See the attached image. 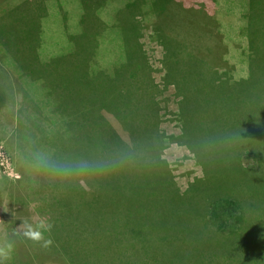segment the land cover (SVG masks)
<instances>
[{
    "label": "rangeland",
    "instance_id": "rangeland-1",
    "mask_svg": "<svg viewBox=\"0 0 264 264\" xmlns=\"http://www.w3.org/2000/svg\"><path fill=\"white\" fill-rule=\"evenodd\" d=\"M127 1L137 7L136 12L139 17L136 18H140L144 24L141 35L138 37V45L149 67V77L155 86L154 100L158 105V130L160 129L164 136H175L180 132L179 123L176 121L179 97L175 95V85L165 82L163 45L160 39L152 33L155 26L163 24L176 39L184 40L185 44L188 41H194L190 45L199 52L208 48L212 49L211 52L215 53V60L224 50L223 60L226 62L223 65L219 61L222 65L220 70L229 71L230 69L229 72L235 78L244 77L242 94L247 105L241 110L242 117L245 118L244 128L241 131L242 136L250 144L257 146L258 151L264 152V0H255L250 5L243 3L244 0H112L111 7H107L110 0H93L100 11H108V14H105L106 17L99 16V25L93 32L96 39L103 25L102 22L108 20L111 9L114 14H111L112 17L109 19L112 22L109 27L113 28L109 29L116 34L115 37L125 39L122 29L115 26L120 25L121 19L129 15L125 8ZM4 3V0H0V14L5 8ZM140 4L143 5L139 7ZM61 6L68 11L67 19L69 20L72 4H61ZM152 7L159 9L160 12L146 15L144 10H151ZM199 11L202 15L196 13ZM129 12H131L130 9ZM197 15L200 17L197 18ZM90 16L86 14L84 19L86 24L98 19H91ZM143 16H145L144 19ZM188 17L198 22L197 33L194 28H190ZM130 24L131 22L122 23V25ZM182 24L187 28L185 29ZM1 40L6 44L10 43L4 37ZM96 45L92 41L83 39L73 42V46L77 49L93 46L95 48ZM67 46L69 47V42ZM175 47L177 46L174 44L173 52L177 51ZM7 48L12 53L14 48L10 45ZM71 48L67 51L64 48L65 52L58 51L60 53L50 58L46 67L39 68L36 73L37 82L28 84L29 87L26 90L30 91L29 98L33 100V103H27L25 109L31 111L38 108L39 115L43 112L51 124L50 151L45 154L48 160L45 166L53 172L51 174L53 185H50L49 181L35 168L37 179L40 180L38 184L43 191L47 190L49 202H47V196L43 201V194H41L42 200L29 201L26 207L21 205V201L11 202L9 194L12 193L19 197L27 194L26 181L22 180L17 183V188L10 186L13 180L19 177L15 172V160L19 159V155L16 150L6 146L3 140L6 128L11 127L7 125L9 120L4 117L0 125V245L5 242L16 244V249L14 246V252L7 264H27L28 257H31L35 264H70L68 259L59 257L55 253L56 242L54 243L52 238L55 236L62 238L66 252L71 251L75 260L80 264H185L183 259L187 262L186 264H264V183L257 181L251 185L250 189L247 185H237L235 180H228L227 165H222L223 163L215 154H212L213 163L220 172L218 176L210 180L213 192L210 193V188L207 187L206 191L210 194L206 197L212 201L222 188L224 193H231L233 197L239 196L240 202L237 203V207L244 215L251 217V221L247 226L242 227L233 241L231 239L221 240L218 244L212 240L211 242H199L198 239L200 233L203 235L207 228L204 226L203 213L195 208H203L201 199L205 196H200V199L196 197L193 200L182 198L165 200L163 196H158V200L155 201V197L151 196L149 188L144 183V186L131 189L127 197L118 200L119 205H115L117 211H114L115 201L113 199L116 197L114 191H108L106 187L94 186L93 184L101 182L98 179L87 182V188L84 185L87 183L80 181L88 175L95 174L97 170L102 173L101 169L105 172L107 169L95 165L88 168V172L82 171L75 175L69 172L73 171L72 169L76 166L71 167L69 163L62 162L63 158L60 154H68L71 132L67 133L65 148V145L61 146L62 139L58 129L65 133L82 127L69 126L71 107L64 108L63 101L66 100V104L69 105L72 104L73 98L83 103L87 99L86 95L84 98L75 96L73 88L71 89L74 82L86 83L88 81L87 86L97 84L94 78L97 69L90 65L91 55L83 59L81 55L70 52ZM130 59V56L125 58V60ZM177 61L176 69L181 77L189 75L188 69L196 71L193 60L185 61L181 57ZM190 75H193L192 71ZM10 80L7 81L9 85ZM190 81L193 82V80ZM37 92H41L43 96V100L39 103H35V97H39ZM237 93H239L237 89L227 91L230 101ZM202 96L205 97L206 94ZM134 100V106L142 104L141 93L134 97ZM191 102L197 104L196 100H191ZM201 102L202 100H199L198 104ZM101 106L107 107L105 99ZM219 110L220 108L212 102L203 103L188 131L189 137L192 135L204 141L205 149L209 151L214 149L216 140L231 148L230 136L235 135L233 129L230 130V128L229 132L220 129V132L223 131L221 134L216 130L212 120L218 116ZM28 116L30 117V113ZM197 122L200 124L197 125ZM83 129L86 133V126ZM135 135H137L135 137L137 144L142 145L146 139V132L138 130ZM135 138H130L131 142L134 143ZM127 141L129 143V140ZM35 144L39 148L36 149V153L40 155V141L38 143L37 138ZM163 146L161 159L167 165L174 187L182 193L188 188L190 182L202 176L201 167L196 164L193 155L184 145L171 142ZM140 150L145 151L144 148ZM47 151L48 149L45 153ZM249 162L251 163L248 160L244 164L248 165ZM117 163L118 168L115 175L120 174V160ZM130 163L133 167L144 171L143 175L146 178V172L149 169L146 161ZM16 165L19 170L24 171L27 168L26 164L16 163ZM78 166L84 167V164L81 163ZM60 171L64 174L60 175ZM107 174L111 180L121 179V177L112 178L110 173H106L105 177ZM111 184L116 186L115 182ZM237 187L247 191L238 193L232 190ZM73 189H81V191ZM138 191H141V195L137 194ZM146 191L150 197L146 195ZM245 201L248 203H244ZM121 205H128L130 210L121 211ZM247 207L251 210H247ZM256 216L262 218L255 221ZM41 221L52 225L51 230L46 231L49 234H43L52 241L46 249H49L48 251L43 249L41 243L33 242L23 236L28 224L37 228ZM77 230L80 233L76 238L73 231ZM50 247L51 253H49Z\"/></svg>",
    "mask_w": 264,
    "mask_h": 264
},
{
    "label": "trees",
    "instance_id": "trees-1",
    "mask_svg": "<svg viewBox=\"0 0 264 264\" xmlns=\"http://www.w3.org/2000/svg\"><path fill=\"white\" fill-rule=\"evenodd\" d=\"M4 1L5 8L1 10L0 14V125H2L1 122L4 117L9 120L7 125L11 127L7 126L8 128H6L4 143L18 152L19 159L16 158V163L26 164L27 166L23 171L17 169L15 163V172L19 177L14 179L10 186L17 188V183L25 180L27 194L24 197H19L11 193L9 194L11 202L21 201V205L26 207L29 201L42 200L41 194L44 196L43 201L47 196V202H49L47 190L43 191L38 184L40 180L37 179L35 168L49 181L50 185H53L51 180L53 172L45 166L48 163L45 154L50 151L51 124L47 121L43 112L42 115H39L38 108L31 111L25 109L27 103H33V100L29 98L30 91L26 90L29 87L28 84L31 85L37 82L36 73L39 68L46 67L50 58H54L58 53L65 52L71 47L70 52L81 55L83 59L85 56L91 55L90 65L97 69L94 76L97 84H88L87 86L88 81L86 83L83 81L74 82L71 89L73 88L75 96L84 98L86 95L87 99L83 103L73 98L72 104L69 105L66 104V100L63 101L64 108L71 107L69 126H81L82 128L66 131L65 133L58 129L62 139L61 146L65 145V148L67 133L71 132L68 154H60V156L63 158L62 162L69 163L71 167L76 166L72 169L73 171H69L73 172L74 175L82 171L88 172V168L95 165L107 169L106 172L101 169L102 173L97 170L95 174L88 175L80 181L83 180L82 182L89 183L91 180L98 179L101 182L93 184L94 186L106 187L108 191H114L116 195L113 199L115 201L114 211H117L115 205H119L118 200L127 197L126 195L131 189L144 186V183L149 188L151 196L155 197V201L158 200V196H163L165 200H171V198L193 200L196 197L200 199V196H208L213 192L210 180L218 176L220 172L217 170L216 164L213 163L212 154L219 157L223 163L222 165H227L226 176L229 178L228 180H235L237 185H247L250 189L251 185L257 181L264 183V152L258 151L257 146L250 144L241 133L245 122L241 110L247 105V101L244 102L242 94L244 77L235 78L229 72L230 69L229 71L220 70V67H222L220 62L223 65L226 62L223 60L224 50L220 53V57L215 60V53L211 52L212 49L208 48L199 52L198 49L190 45L194 41H188L185 44L184 40L176 39L163 24L160 23L161 25L155 26L152 33L160 39L164 49L165 82L166 84L175 85V95L179 97L176 121L179 123L180 132L175 136H164L162 131L158 130V105L154 100L155 86L149 77V67L145 63L138 45V37L141 35L144 24L140 18H136L139 17V14L136 12L137 7L133 3L127 1L125 8L129 15L121 19L120 25L115 26L122 29V35L125 39L115 37L116 34L109 29L113 28L109 27L112 23L109 19L112 17L111 14H114L112 9L109 10L111 14L108 20L102 22L103 25L96 39L93 32L99 25V16L104 15L106 17L108 11H100L93 0ZM111 1L107 3V7H111ZM252 2H255V0H244L243 3L250 5ZM61 4H72L69 20L67 19L68 11L62 8ZM141 5L143 4H140L139 7ZM129 9L131 12H129ZM144 11L146 15L160 12L159 9L153 7L151 10ZM196 13L202 15L200 11ZM86 14L91 15V19L96 20L98 18L97 21H90L89 24H86L84 21ZM200 15H197V18ZM145 16H143V19ZM125 19L127 20L124 22ZM205 19L208 18L205 17ZM128 22H131V24L122 25V23ZM197 23V21L189 19V26L195 29V33L198 32ZM182 26L185 29L187 28L184 24ZM187 36L189 37V35ZM3 37L10 43L2 42L1 38ZM79 39L92 41L97 44L96 49L94 46L75 48L73 42ZM68 42L69 47L67 46ZM174 44L177 46L175 47L176 52L172 51ZM9 45L14 48L12 53L7 48ZM64 48L65 51H63ZM126 56H130L131 59L125 60ZM180 56L185 61L193 60L196 71L188 69L189 75L181 77L176 69L177 60L181 58ZM191 71L193 75H190ZM9 79H11L12 86L7 82ZM68 80L70 81V78ZM190 80H193V82ZM233 89H237L239 93L230 101L227 91ZM40 93L39 97L41 96V99L35 97V103L43 100ZM139 93H141L143 103L136 102L139 105L134 106V97L138 96ZM203 94H206V96H202ZM253 97L252 94V99ZM104 99L107 102V107L101 106ZM191 100H196L197 104L199 100H202V102L197 105L193 104ZM252 101L249 103L250 105ZM206 102H212L220 108L218 116L212 120L216 130L224 129L223 131L229 132L230 128L235 132L234 136H230L232 139L230 142L231 148L216 140L214 141L215 150L209 151L205 149L204 141L192 135L191 137L188 136L195 115L199 114L200 106ZM29 113L30 117L28 116ZM47 115H49V112H47ZM199 124L200 122H197V125ZM85 126L86 133L83 129ZM138 130L146 132V139L142 145L136 142L135 137L137 135L135 134ZM223 131H219V133L221 134ZM36 138L38 143L40 141V155L36 153V149H39L35 144ZM130 138H135L134 143L131 142ZM127 140H129V143ZM171 142L184 145L191 152L196 164L201 167L202 171V176L190 182L188 188L182 193H179L177 188L174 187L167 165L161 159L163 145ZM140 148H144L145 151H141ZM47 149L48 151L45 153ZM5 153L7 154V152ZM119 160L121 163L119 164L120 174L115 175ZM248 160L251 163L245 165L244 163H247ZM133 161H146L149 164L146 178L143 175L144 171L133 167L130 163H133ZM81 163L84 164V167L78 166ZM106 173H110L112 178L121 177V179L111 180L109 174L105 177ZM59 174L63 175L64 172L60 171ZM112 182H115L116 186H113ZM88 183L84 184L85 188H87ZM78 186L80 187V184ZM207 187L210 188V193L206 191ZM73 190L81 191V189ZM232 190L238 193L247 191L239 187ZM137 194L141 195V191H138ZM148 194L146 191V195L150 197V194ZM205 197L201 199L203 208H195V210L203 213L204 226L207 228L203 235L200 233L199 242H211L212 240L218 244L221 240L231 239L233 241L242 230V227L247 226L251 221V217L244 215L237 207L240 197L237 195L233 197L231 193H224L222 188L212 201ZM244 203L248 202L245 201ZM121 206V211L130 210L128 205ZM247 210H251L250 207H247ZM256 217L257 220L255 221L262 218L261 216ZM41 231L45 235L49 234L42 229ZM79 233L78 230L73 231L76 238ZM247 235L249 236L250 233ZM52 238L54 243L56 242V250H54L59 257L68 259L70 264H80L75 260L71 251L66 252V247L63 245L60 236ZM192 242L194 241L192 240ZM18 243L21 242L18 241ZM14 246L16 249V244L13 245V249ZM47 248L44 247L43 249L46 250ZM51 250L50 247L49 253H51ZM27 260V264H35L31 257H28ZM183 262L187 263L184 259Z\"/></svg>",
    "mask_w": 264,
    "mask_h": 264
},
{
    "label": "clouds",
    "instance_id": "clouds-1",
    "mask_svg": "<svg viewBox=\"0 0 264 264\" xmlns=\"http://www.w3.org/2000/svg\"><path fill=\"white\" fill-rule=\"evenodd\" d=\"M51 228V224H45L43 221H41L37 228H33L32 225L28 224L27 230L23 232V236L33 242L41 243L42 247L47 248L51 245L52 241L50 239H45L41 229L43 231H50ZM13 250V244L11 242H5L3 245H0V264H7L11 259Z\"/></svg>",
    "mask_w": 264,
    "mask_h": 264
}]
</instances>
